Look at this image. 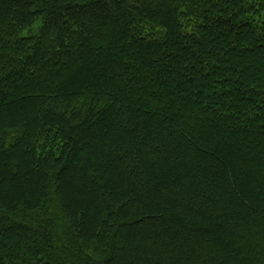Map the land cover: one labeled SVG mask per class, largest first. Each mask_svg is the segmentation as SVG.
<instances>
[{
    "label": "trees",
    "instance_id": "16d2710c",
    "mask_svg": "<svg viewBox=\"0 0 264 264\" xmlns=\"http://www.w3.org/2000/svg\"><path fill=\"white\" fill-rule=\"evenodd\" d=\"M0 264H264V0H0Z\"/></svg>",
    "mask_w": 264,
    "mask_h": 264
}]
</instances>
